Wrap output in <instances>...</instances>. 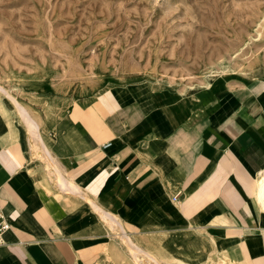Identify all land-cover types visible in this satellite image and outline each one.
<instances>
[{
  "label": "crops",
  "instance_id": "obj_1",
  "mask_svg": "<svg viewBox=\"0 0 264 264\" xmlns=\"http://www.w3.org/2000/svg\"><path fill=\"white\" fill-rule=\"evenodd\" d=\"M259 76L244 92L226 81L191 94L107 88L58 128L40 125L41 158L32 143L37 152L42 145L0 109V208L10 224L0 264H152L184 255L200 264L223 251L236 264H264Z\"/></svg>",
  "mask_w": 264,
  "mask_h": 264
},
{
  "label": "rangeland",
  "instance_id": "obj_2",
  "mask_svg": "<svg viewBox=\"0 0 264 264\" xmlns=\"http://www.w3.org/2000/svg\"><path fill=\"white\" fill-rule=\"evenodd\" d=\"M263 16L264 0H0V85L28 109L41 143L29 136L46 151L40 125L58 128L107 88L191 94L219 76L214 89L226 81L244 92L264 71ZM0 95V109L24 125ZM185 257L152 264H191ZM200 264L236 262L223 251Z\"/></svg>",
  "mask_w": 264,
  "mask_h": 264
},
{
  "label": "bare ground",
  "instance_id": "obj_3",
  "mask_svg": "<svg viewBox=\"0 0 264 264\" xmlns=\"http://www.w3.org/2000/svg\"><path fill=\"white\" fill-rule=\"evenodd\" d=\"M262 26H264V16H263V20H262ZM257 34H258V36L260 35L259 34V32H257ZM252 39H253V41H255V40H257V38L256 37H252ZM238 55V53L237 54H235V55H233L232 57H231V59H234L236 56ZM224 63H226V62H224ZM258 73V71H257V69L255 70V73H254V75H256ZM258 75V74H257ZM217 77H219V76H212L211 78H209L207 81H206V83H205V88H208V87H211L214 83H215V81H216V78ZM260 78H264V73H262V74H260V76H259ZM0 94H2L3 95V97H5V99H7V101L10 103V105L12 106V107H14L16 110H17V113H18V115H19V118L22 120V122L24 123V126L26 127V131H28L27 133H29V134H31L32 136H34V138L36 137V130H37V124H35L33 121H32V117H31V115H30V113H29V111H28V109L24 106V105H22V104H17V102L18 101H16L15 100V97L7 90V89H5L4 87H2L1 85H0ZM1 96V95H0ZM27 137V136H26ZM30 138V137H29ZM31 138H33V137H31ZM36 139V141L38 142V143H41V141H40V139L37 137V138H35ZM33 141V140H32ZM36 142V143H37ZM37 145V144H36ZM39 153L41 152H45V150H40V151H38ZM43 155V154H42ZM41 155V156H42ZM61 183V182H60ZM61 186V185H60ZM61 189V188H60ZM67 189V188H66ZM179 262H183L181 259H179L178 260Z\"/></svg>",
  "mask_w": 264,
  "mask_h": 264
},
{
  "label": "built area",
  "instance_id": "obj_4",
  "mask_svg": "<svg viewBox=\"0 0 264 264\" xmlns=\"http://www.w3.org/2000/svg\"><path fill=\"white\" fill-rule=\"evenodd\" d=\"M10 228V224L7 221L4 213L0 208V244L2 243L3 234Z\"/></svg>",
  "mask_w": 264,
  "mask_h": 264
}]
</instances>
